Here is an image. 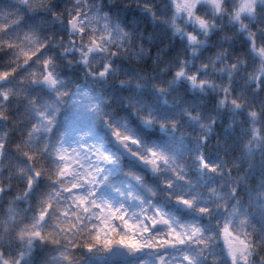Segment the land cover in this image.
<instances>
[{
    "label": "clouds",
    "instance_id": "9594fccd",
    "mask_svg": "<svg viewBox=\"0 0 264 264\" xmlns=\"http://www.w3.org/2000/svg\"><path fill=\"white\" fill-rule=\"evenodd\" d=\"M135 2L163 47L131 0H20L0 25V264H25V243L29 264H86L106 225L175 240L184 264H264V0ZM83 114L103 156L87 130L69 140ZM112 166L138 209L99 195Z\"/></svg>",
    "mask_w": 264,
    "mask_h": 264
},
{
    "label": "rangeland",
    "instance_id": "374dc122",
    "mask_svg": "<svg viewBox=\"0 0 264 264\" xmlns=\"http://www.w3.org/2000/svg\"><path fill=\"white\" fill-rule=\"evenodd\" d=\"M89 102L90 101L87 98H82L81 100V103L84 105L88 104ZM89 119L90 118L87 116V114H83L80 116L75 124L71 126V135L69 136V140H71L75 136L76 132L87 130L91 133V139L97 145V147H99L102 152H106L108 146L103 142V138L98 135L96 130L92 127ZM93 159H95V157H93ZM100 166L102 168L104 167L102 164ZM119 169V167L115 166L104 168L103 175L97 181V185L101 180H104L105 177H107V180L105 181L104 186L100 188L99 195L110 203H123L129 209V211H131V209L133 208V203L127 204V200L129 203V200H131L133 197V192L127 190L128 186H120V184H122L121 181L116 180V178L118 177L117 174L119 172ZM95 190L96 187L93 186V191ZM98 234L102 237V239L106 241H112V239L117 238V241L124 239L126 241L125 244L134 247L136 244L143 245V247L140 248L144 251L142 257L139 259H133L128 264H153V260L151 259L152 257L159 264L160 255L164 257L165 264H184L182 256L177 257L176 254L171 252V250H176L180 245H177L175 240H169L167 237H165V239L168 242L169 247L167 251H161L158 244L159 238H157V241L145 239L143 237V234L137 232L135 229L131 230V233L127 236H117L115 231H113L111 227L106 225L105 231ZM228 245L233 254H237L243 251L241 246L233 241H228Z\"/></svg>",
    "mask_w": 264,
    "mask_h": 264
},
{
    "label": "trees",
    "instance_id": "16d2710c",
    "mask_svg": "<svg viewBox=\"0 0 264 264\" xmlns=\"http://www.w3.org/2000/svg\"><path fill=\"white\" fill-rule=\"evenodd\" d=\"M32 2L33 0H30V3ZM125 2H127V0H125ZM147 2L155 3V0H147ZM156 8L159 14H164L166 12V6L165 8H161L160 4H156ZM122 11L128 20L132 21L133 23H139L144 27V38L146 42L148 39L153 37H155L156 39L155 47H163V45L168 42L167 33L161 32L163 26L160 24H154L149 14L146 11H144L143 8L139 7L136 4L135 0H131L129 6L126 8H122ZM23 12H24V6L20 3V0H0V25H8L11 21L16 20L18 17H20V15ZM8 35L15 38L14 28L8 29ZM178 46H179V41H177L176 45H173L174 48ZM2 59L3 57H0V60ZM95 130L100 131L97 129ZM100 132L101 134H103L102 131ZM127 166L133 167L134 164L127 163ZM121 176H124L123 171L119 174V177ZM134 187L135 186H133L132 188L135 195ZM176 211L179 212L177 209ZM90 247H91V251H89L87 255L86 264H95L97 258L104 255V253H106V250H108V246L106 247L105 243L101 239H99L98 241L96 239L95 243ZM177 249L178 251L183 252L182 246H178ZM32 250H33V246H30L27 243H25V246L22 249L24 253L23 259L25 261V264H29V262L31 261ZM49 255H50L49 264H63L62 256L57 254V252L51 251ZM9 260L11 262V258H9Z\"/></svg>",
    "mask_w": 264,
    "mask_h": 264
},
{
    "label": "water",
    "instance_id": "95a60500",
    "mask_svg": "<svg viewBox=\"0 0 264 264\" xmlns=\"http://www.w3.org/2000/svg\"><path fill=\"white\" fill-rule=\"evenodd\" d=\"M139 254V251H135L130 247L123 246L119 243H114L110 253V259L112 261L121 258L131 259L134 255Z\"/></svg>",
    "mask_w": 264,
    "mask_h": 264
},
{
    "label": "snow or ice",
    "instance_id": "6c2138e0",
    "mask_svg": "<svg viewBox=\"0 0 264 264\" xmlns=\"http://www.w3.org/2000/svg\"><path fill=\"white\" fill-rule=\"evenodd\" d=\"M116 135L117 136H119V133H116ZM125 139H128V137H125ZM132 143H137V141H135V140H133L132 141ZM98 151V155H101V156H103L104 155V153L100 150V149H98L97 150ZM152 155H155V153H152ZM105 158H107V157H105ZM148 163H151V164H155V161H147ZM184 203H188L187 201H183ZM107 211H109V212H111V215L113 216V217H115L116 215H117V211L118 210H114V209H112L110 206H108L107 207ZM41 218H43V214H42V216H41ZM153 223H155V221H153ZM165 223H167V221L165 220ZM39 233H37V235H38ZM96 239H97V241L99 240V237H96ZM181 243H182V241H180ZM111 243H113V241H105V246L107 247V246H109ZM115 243H120V244H125L126 243V241L124 240V239H121L120 241H116ZM165 243H167V241H165ZM141 247H143V245H140V244H136L135 245V248L137 249V250H139ZM89 250L91 251V247L89 246Z\"/></svg>",
    "mask_w": 264,
    "mask_h": 264
}]
</instances>
